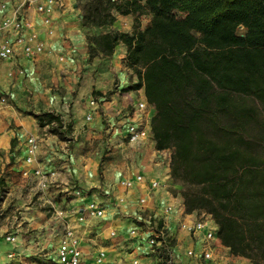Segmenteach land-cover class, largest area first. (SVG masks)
<instances>
[{
	"label": "trees",
	"instance_id": "trees-1",
	"mask_svg": "<svg viewBox=\"0 0 264 264\" xmlns=\"http://www.w3.org/2000/svg\"><path fill=\"white\" fill-rule=\"evenodd\" d=\"M117 13L132 15L133 31L88 35L90 57L126 45L138 81L124 90L144 88L155 146L173 149L171 177L200 185L182 192L186 211L207 210L232 254L264 264V157L245 135L264 124V0H87L82 22L111 25ZM35 118L62 139L72 133L54 111Z\"/></svg>",
	"mask_w": 264,
	"mask_h": 264
},
{
	"label": "crops",
	"instance_id": "crops-1",
	"mask_svg": "<svg viewBox=\"0 0 264 264\" xmlns=\"http://www.w3.org/2000/svg\"><path fill=\"white\" fill-rule=\"evenodd\" d=\"M22 1L9 0L8 10L2 9V14L10 12L11 8ZM59 1L61 7H56L51 16L52 19L53 16L58 19L61 27L67 26L65 33L69 39L64 40L56 35L52 41H46L45 33L41 34L44 28L39 23L41 17L35 6H26L25 13L38 25L47 50L35 59L19 55L15 62L0 61V89L13 94V104L25 106L27 101L22 100L21 91L31 85L34 91L32 98L45 102L43 112L54 111L63 117L65 123H72L74 140L67 142L65 138L62 139L58 134L49 131L42 137L39 135L42 127L35 117L22 114L10 104H0V177H4L11 191L24 186L23 182L27 181V177L22 174L24 171L33 172L40 167L49 178L47 187H39L38 200L32 206L23 208L21 221L16 222L13 211L6 213L3 218L0 217V264H13L6 257L9 249H15L20 254L22 264H54L65 223L81 239L85 255L82 264H91L93 255L99 250L107 252L105 264H134V260H138V264H158V255L147 243L149 225L136 219L139 216L138 199L141 196H147L148 211L159 214L163 223L173 233L176 261L190 264L185 251L196 245L198 239L182 229L181 223H193L204 214L198 211L187 212L183 198L169 188L170 165L162 160L153 139L137 145L129 142L127 138L123 115L131 113L139 100L146 99L144 88L129 90L125 96L120 94L122 90L138 81L134 70L124 65L127 47L119 43L112 55L97 53L91 58L87 36L83 31L85 27L82 16L77 20L67 17L75 16L76 7L72 0ZM146 15L141 18L142 29L151 20V17L147 16L144 22ZM85 29L92 30L96 35L110 31L119 32L122 29L131 32L133 17L130 14L117 13L113 24L86 26ZM65 53L68 63L63 65L66 67L63 72L70 74L69 79L75 81L81 75L78 92L87 93V96L81 95L79 100L75 101L65 97L69 100L67 103H63L60 97L49 100L37 89L42 87L43 73L46 72L48 64H51L49 57L64 58ZM17 64L25 69L28 80L24 81L26 76L18 80L8 77V71ZM116 80H119L118 87ZM95 91L101 95L95 96ZM17 97L21 99L18 98V101ZM93 98L96 100V106L90 104ZM151 110L153 113V109ZM101 111L106 115L105 118ZM88 115L90 119L87 118ZM12 124L20 128H14ZM48 127L49 125H45L43 129L48 130ZM30 135L37 136L40 142L38 156L33 164L25 162V141ZM12 139H15L14 149L11 148ZM95 140L102 141L105 148L93 149L92 143ZM85 142L87 151L84 149ZM101 172L105 173L104 180L98 178ZM139 174L143 175L144 181L132 188L125 189L119 184L120 180H134ZM153 179H161L166 187L152 189L149 183ZM110 188L114 190L109 194ZM119 197H125L126 205L121 204V210L117 211L113 205ZM90 202L104 207L105 216H91L87 212ZM167 205L172 207V211L164 213L163 208ZM59 210L64 211V217L56 215ZM135 225L143 230L133 237L129 231ZM14 227L16 229H13ZM216 229L218 231V224ZM112 231L116 232L115 235L111 234ZM8 232L17 235L14 244L4 240L3 237ZM212 246L216 257L231 254L229 247L220 239L213 241ZM242 261L249 264L246 258L242 257Z\"/></svg>",
	"mask_w": 264,
	"mask_h": 264
},
{
	"label": "built area",
	"instance_id": "built-area-1",
	"mask_svg": "<svg viewBox=\"0 0 264 264\" xmlns=\"http://www.w3.org/2000/svg\"><path fill=\"white\" fill-rule=\"evenodd\" d=\"M33 4L38 14L42 16L43 23L50 24L52 21L51 13L59 5L58 0H23L19 5L11 8L10 12L0 15V61H17L19 55L28 59H35L47 50V44L41 37L40 31L36 24L27 17L25 7ZM6 7V6H5ZM6 9V8H5ZM8 10V7H7ZM60 59H63L60 56ZM8 77L14 80L25 77L26 71L20 65H15L14 68L8 71ZM5 91L0 89V104L6 101ZM90 104L96 106V100L92 99ZM151 107V108H150ZM153 109V113L152 110ZM154 107L146 99L139 100L133 107L131 113L123 115V125L126 130L129 142L140 145L146 140L153 139L152 133V116ZM90 119V115L87 116ZM67 142L74 140L73 134L65 137ZM40 148L39 138L35 135H30L25 141V162L33 164L38 156ZM160 151V156L163 161L169 165L173 149L167 148ZM33 173L39 177L41 187H47L49 178L43 173L40 167L36 168ZM24 175L29 174L28 171L23 172ZM144 181L142 174L136 176L134 180L122 179L120 185L125 189H130L136 186L137 183ZM149 186L152 189L166 187L161 179H153ZM147 196H141L138 199V218L140 223H148L149 229L146 235L147 243L152 248L153 252L158 255V264H181L176 261L174 254V236L169 227L163 223L162 218L157 213L148 211L146 207ZM116 210L120 209L121 204L126 205L125 197H119L116 201ZM106 209L101 207L96 202H90L87 205V212L91 216L104 217ZM164 213L172 211V207L167 205L163 208ZM64 211H56V215L64 217ZM216 222L211 217L202 215L193 223H181V228L198 239L196 245H192L186 249L185 253L190 264H244L241 256L230 254L225 257H216L214 254L212 242L218 237ZM143 229L135 225L130 229L129 234L133 237L139 235ZM112 231V235H115ZM17 235L14 232H8L4 235V240L10 244L16 242ZM2 241L0 239V252ZM6 257L13 264H22L20 254L15 249H9L6 252ZM84 251L81 244V239L75 231L66 223L63 225V232L60 238L56 253L55 264H82L84 261ZM107 260V252L99 250L93 255L91 264H105ZM138 264V260L133 261Z\"/></svg>",
	"mask_w": 264,
	"mask_h": 264
},
{
	"label": "rangeland",
	"instance_id": "rangeland-1",
	"mask_svg": "<svg viewBox=\"0 0 264 264\" xmlns=\"http://www.w3.org/2000/svg\"><path fill=\"white\" fill-rule=\"evenodd\" d=\"M9 0H0V15L2 14V9L6 10L7 9V2ZM13 1V0H11ZM20 1V0H17ZM59 1V0H58ZM73 4L75 5L76 9L74 10L75 16H67L69 18H72L74 20H77L78 18L80 19L81 16L83 15V11H84V6L87 3V0H72ZM6 4V5H5ZM6 6V7H5ZM58 8L61 7L59 4L57 6ZM6 8V9H5ZM174 15L177 17H182L184 16V12L181 10H175ZM147 15L144 17V22H146L147 16L152 17L151 14L146 13ZM41 17V22L40 25H42L44 28V31H41L45 33V40L46 41H52L55 36L57 35L59 38L64 39V40H68L69 36H67L65 33V30L67 29V26L65 27H61L58 24V19H55V17L53 16L52 21L50 22V24H45L43 23L42 20V16L40 14H38ZM68 18V19H69ZM143 19V16L141 17ZM82 19V18H81ZM151 19V18H150ZM124 22V21H123ZM37 28L39 29L38 25L36 24ZM86 28V26H84ZM83 28L84 34L85 36L88 35H96V33H94L92 30H87ZM40 31V29H39ZM133 30H131L132 32ZM119 32H125L124 29H122ZM237 32L239 34H243L245 33V28L244 27H239ZM87 40V46H88V51H89V42L88 39ZM96 55V54H95ZM64 56V55H63ZM49 57V56H48ZM49 60L51 61V64H48V68H46V72L43 73V79L44 82L42 84L41 88H37L42 95L47 96V98L49 100H55V99H59V97L62 99L63 103H67L69 102V100H66L65 97H67L68 99L71 98L72 101L75 100H79V97L81 95L87 96V93L84 94H79L78 90L79 87L81 85V80H82V76L79 75L78 76V80H70L69 79V75L70 74H65L63 72L64 69H66V67H63V65H67L68 63V56L65 53V56L63 59H56V58H50ZM124 65H126V63L124 62ZM129 67V66H127ZM131 68V67H129ZM132 69V68H131ZM26 77L24 78L25 80L29 79L28 74L25 75ZM73 78V77H72ZM116 87L119 86V80H116ZM22 89V88H21ZM29 89H31L30 91H28ZM128 90H122L121 91V96H125L127 94ZM34 94L33 88H31V85L24 87V90L22 89L21 91V98L22 100L24 99L25 101H27V104L25 106H20L18 105V103L13 104L12 102L14 101V97L13 94L11 92H5V98L6 101L4 102V104H10V106H14L15 109L21 111L22 114H30L33 117H35L38 114H41V112H43V110L45 109L46 105L45 102H43L42 99L40 100H35L32 98ZM21 99L20 97H17V99ZM18 99V101H19ZM94 99V98H93ZM65 101V102H64ZM103 118L106 117L105 114H103V112L101 111ZM67 121H69V117L67 116ZM14 126V128H20L19 126H15L14 124H12ZM48 130L43 129V127L40 129L39 131V135L42 137L46 136V133L50 130L51 128L48 127ZM51 133V132H50ZM68 135H70L71 133L67 132ZM246 136L252 137L254 139H256V142L258 144H255L253 146L254 151H256L259 155H261L262 157H264V124L261 123L260 119L258 118L257 120L251 121L250 125H248V129L245 132ZM93 144V149H104L105 148V144L102 141H98L95 140ZM14 149V148H13ZM13 149L11 150L13 152ZM84 149L85 151H87V142H85L84 145ZM13 159V158H11ZM8 165V164H7ZM29 172V171H28ZM23 174V172H22ZM24 177H27V181H24L23 184L24 186L16 189H13V191L10 190V188L7 186V183L5 182L4 177H0V217H5L6 213L13 211V215L16 216L17 221H21L22 220V211L23 208L26 206H32L37 200H38V195L40 193L39 187H41V185L39 184V178L33 173V172H29V174L24 175ZM104 176L105 173L101 172L100 175L98 176L99 179L104 180ZM169 183V188L178 196H181L184 200L183 197V191L185 189H192V190H197L200 188V185H188V184H181L179 181L174 180L171 177V180ZM81 187V186H80ZM79 188V187H78ZM114 188H110L109 194L111 193V191H113ZM114 208H116V205H113ZM118 210H121V208ZM201 214H204V216H207L208 211L207 210H200ZM6 221V220H5ZM2 222H4V220H2ZM23 225V224H22ZM13 229H16L15 227ZM243 257V256H241ZM246 258V257H243ZM248 259V258H246ZM249 264H251L250 259H248ZM55 264V263H54Z\"/></svg>",
	"mask_w": 264,
	"mask_h": 264
}]
</instances>
